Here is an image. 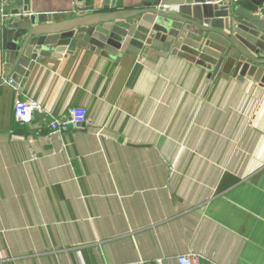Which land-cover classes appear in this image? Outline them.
Listing matches in <instances>:
<instances>
[{"label":"crops","instance_id":"obj_1","mask_svg":"<svg viewBox=\"0 0 264 264\" xmlns=\"http://www.w3.org/2000/svg\"><path fill=\"white\" fill-rule=\"evenodd\" d=\"M104 1L28 6L52 26L79 5L104 12ZM31 63L9 76L0 55V264H174L189 252L199 264H264V77L83 47ZM25 99L46 112L20 125L12 111ZM74 106L88 122L51 132Z\"/></svg>","mask_w":264,"mask_h":264},{"label":"water","instance_id":"obj_2","mask_svg":"<svg viewBox=\"0 0 264 264\" xmlns=\"http://www.w3.org/2000/svg\"><path fill=\"white\" fill-rule=\"evenodd\" d=\"M104 12L68 16L60 25H43L49 14L10 10L0 21V55L9 76L27 75L42 56L61 57L76 47L109 59L118 53L156 56L170 53L199 59L239 79L264 77V0H157L133 10L105 0Z\"/></svg>","mask_w":264,"mask_h":264},{"label":"built area","instance_id":"obj_3","mask_svg":"<svg viewBox=\"0 0 264 264\" xmlns=\"http://www.w3.org/2000/svg\"><path fill=\"white\" fill-rule=\"evenodd\" d=\"M5 2L3 0L0 4V13L1 16L4 17L6 15L5 12ZM89 11L88 6L79 5L74 9L75 13L83 12L86 13ZM18 87H16L17 89ZM46 110L36 101L25 99L22 101H16L13 106V120L20 125H25V123H29L32 120V116L34 113H45ZM88 122L87 118V110L85 107L74 106L71 107L67 117L63 119H54L49 123V129L51 132H60L63 128L68 126H72L74 128L78 126H82V124H86ZM142 264H168L164 257H159L151 261L150 263H142ZM174 264H199V255L194 252L189 253H180V255L174 258Z\"/></svg>","mask_w":264,"mask_h":264}]
</instances>
